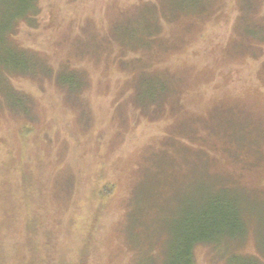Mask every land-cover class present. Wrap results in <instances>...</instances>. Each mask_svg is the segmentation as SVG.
I'll use <instances>...</instances> for the list:
<instances>
[{
    "label": "rangeland",
    "instance_id": "1",
    "mask_svg": "<svg viewBox=\"0 0 264 264\" xmlns=\"http://www.w3.org/2000/svg\"><path fill=\"white\" fill-rule=\"evenodd\" d=\"M13 40L84 83L14 81L22 120L0 80V264H186L216 201L193 264H264V0H39Z\"/></svg>",
    "mask_w": 264,
    "mask_h": 264
},
{
    "label": "trees",
    "instance_id": "2",
    "mask_svg": "<svg viewBox=\"0 0 264 264\" xmlns=\"http://www.w3.org/2000/svg\"><path fill=\"white\" fill-rule=\"evenodd\" d=\"M38 12L39 0H0V59L2 58L0 61L3 64L0 66V80L8 90L6 100L8 102L9 113L21 116L22 120L26 118L32 119L30 118V113L33 110V104L30 96L25 91L15 88L14 81L16 80L24 81L29 78V80H37L39 83L46 80L50 81L63 98L69 97L78 104L80 99L79 94L83 91L82 84L84 82L78 81L79 74L76 71L63 67L62 73L66 74L65 79L58 81L55 79V75L58 74L57 71L60 69H54L50 65H47L46 61L40 67L39 64H36V58L42 57V55H37L14 42L13 33L18 29V26L22 23L35 21ZM42 69L44 72L41 71ZM144 73H147V71ZM144 73L141 72L140 74ZM168 91L167 89L162 90V93L159 95L160 97L157 96L153 102L143 107L139 106V108L145 110L154 104L162 103L163 99L168 96ZM214 203L216 207L212 208L210 216L208 212L200 216L199 225H197L198 229L195 230L194 220L192 223V220L187 222L183 235V240H186L184 247V261L186 264H193V247L203 243L199 239L207 238L210 233L212 234L214 231L218 232L222 227L236 225L237 218L234 211L223 209L221 206L222 201ZM244 226H247V221L244 223Z\"/></svg>",
    "mask_w": 264,
    "mask_h": 264
}]
</instances>
